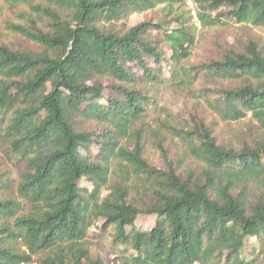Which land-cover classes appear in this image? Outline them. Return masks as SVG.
<instances>
[{"label": "trees", "instance_id": "trees-1", "mask_svg": "<svg viewBox=\"0 0 264 264\" xmlns=\"http://www.w3.org/2000/svg\"><path fill=\"white\" fill-rule=\"evenodd\" d=\"M192 1L203 30L264 29V0ZM21 5L24 42H0V264H264V41L192 64L186 0H0V20ZM167 88L195 109L167 112ZM98 223L129 260L91 255Z\"/></svg>", "mask_w": 264, "mask_h": 264}, {"label": "rangeland", "instance_id": "rangeland-1", "mask_svg": "<svg viewBox=\"0 0 264 264\" xmlns=\"http://www.w3.org/2000/svg\"><path fill=\"white\" fill-rule=\"evenodd\" d=\"M27 7L21 5L18 7L3 6L2 18L0 20V42L8 44H19L24 42L22 38L16 34L11 33L6 29L7 23L22 24L19 19L20 14L27 11ZM185 12H190L189 9L183 8ZM180 14V13H179ZM150 17V14L145 15L135 14L131 18V25L138 24L145 18ZM191 26L194 31L195 36V46L192 52V60L190 63L197 64L199 62L205 61L207 59L213 58L218 52V46L227 47L234 43V36H259L262 41H264V29L249 28L250 25L245 26H234L232 24H223L213 28L201 29L198 22L192 20ZM240 28V30H239ZM158 100L161 106H163L167 112H172L175 117L179 118L185 112H191L195 109L196 101L191 99L187 94H183L177 90L167 88L161 94L158 95ZM200 106L198 105L197 110L200 111ZM234 126H228L223 123H219L216 127V133L224 138H229L235 132ZM163 136V135H162ZM166 145L170 140V137L165 136ZM177 143V142H175ZM146 157L153 162V164L159 165L158 153L152 146H148ZM175 149V147H174ZM153 224L152 218H140L134 224L132 229L134 231H139V233L146 232ZM97 226V227H96ZM91 229L88 233V239L90 242V253L95 257H99L106 262H117V258L120 261L126 262L129 260V250L127 247H120L113 243V230L110 228L107 230L105 236H101L99 231L100 223ZM131 230V229H130ZM127 229L126 231H130ZM251 243L254 240L251 238Z\"/></svg>", "mask_w": 264, "mask_h": 264}, {"label": "built area", "instance_id": "built-area-1", "mask_svg": "<svg viewBox=\"0 0 264 264\" xmlns=\"http://www.w3.org/2000/svg\"><path fill=\"white\" fill-rule=\"evenodd\" d=\"M186 7L190 11V15L192 16L193 20L196 21V9H195V4L193 3L192 0H186Z\"/></svg>", "mask_w": 264, "mask_h": 264}]
</instances>
